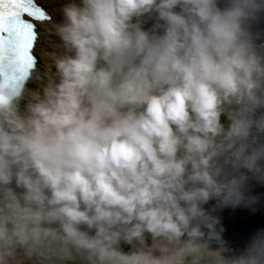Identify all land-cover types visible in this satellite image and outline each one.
<instances>
[{
  "label": "clouds",
  "instance_id": "obj_1",
  "mask_svg": "<svg viewBox=\"0 0 264 264\" xmlns=\"http://www.w3.org/2000/svg\"><path fill=\"white\" fill-rule=\"evenodd\" d=\"M58 4L42 71L0 24V264H264V0Z\"/></svg>",
  "mask_w": 264,
  "mask_h": 264
},
{
  "label": "snow or ice",
  "instance_id": "obj_2",
  "mask_svg": "<svg viewBox=\"0 0 264 264\" xmlns=\"http://www.w3.org/2000/svg\"><path fill=\"white\" fill-rule=\"evenodd\" d=\"M7 6V7H6ZM40 5L37 0H0V24H3L5 17L13 30L18 42V58L24 60L27 49L30 47L31 35L27 31L40 17ZM18 28L24 31H17Z\"/></svg>",
  "mask_w": 264,
  "mask_h": 264
},
{
  "label": "water",
  "instance_id": "obj_3",
  "mask_svg": "<svg viewBox=\"0 0 264 264\" xmlns=\"http://www.w3.org/2000/svg\"><path fill=\"white\" fill-rule=\"evenodd\" d=\"M222 220L225 228L226 239L238 242L239 239L246 235L252 228L264 224V216L259 214L250 216L247 211L236 210H224L222 213Z\"/></svg>",
  "mask_w": 264,
  "mask_h": 264
},
{
  "label": "bare ground",
  "instance_id": "obj_4",
  "mask_svg": "<svg viewBox=\"0 0 264 264\" xmlns=\"http://www.w3.org/2000/svg\"><path fill=\"white\" fill-rule=\"evenodd\" d=\"M39 2L45 7L47 12L53 14V19L54 20H58L59 19V14L53 12V10L58 8V6H59L58 0H39ZM38 32L40 33V38L37 40L36 48L34 49V54L37 56V65H36V67H37L38 70L42 71L43 70V62L40 61L39 52H40L42 47H45V45L42 43L43 33H42V24L41 23L38 24ZM29 86H32V85H29Z\"/></svg>",
  "mask_w": 264,
  "mask_h": 264
}]
</instances>
